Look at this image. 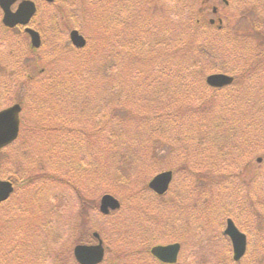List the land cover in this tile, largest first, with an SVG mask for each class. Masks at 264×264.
<instances>
[{
	"label": "rangeland",
	"instance_id": "1",
	"mask_svg": "<svg viewBox=\"0 0 264 264\" xmlns=\"http://www.w3.org/2000/svg\"><path fill=\"white\" fill-rule=\"evenodd\" d=\"M30 1L37 7L36 16L30 26L35 30L39 29L42 35L41 46L37 51L31 50L29 38L22 30H5L0 24V111L16 103L22 107L19 138L11 146L0 151V177L12 181L15 185L11 198L0 205V264H37V260H41L40 264H51L56 253H61L64 259L70 258L68 246L72 252L76 244H94L95 241L91 238L94 231L99 232L105 246H110L111 256L109 259L105 257L103 264H111L117 259L115 254L121 248L123 251L128 248L138 249L140 236L150 229L151 235L155 236L150 244L181 243L177 264H234L230 261L231 244L220 235L225 223L216 225L208 221V225L204 224L207 220L220 221L223 212L221 209L224 206L236 205L237 200L239 206L244 208L243 212L253 213L252 226L258 230L254 231V239L248 241L245 258L238 264H264V213L256 207L260 202L254 193H261L263 190H257L252 181L250 186L248 181L243 182L246 181V171L243 167L252 168V174L257 173L260 180V173L264 168V146L253 150V155L243 159V164L237 163L235 157L239 156V152L244 154L247 142L249 143L246 138L241 140L240 144L237 143L240 149L230 156L236 163L227 162L229 156L225 155L228 153L225 151L224 154L217 155L214 149L210 148L197 153L194 149H183L182 143L176 137L170 144L166 138L162 139L163 144L158 148L160 151L154 156L157 162L151 157L141 161L137 166L139 172L151 167L150 163H160L162 171L172 166L187 171V181L179 171L174 175L170 188L163 197H157L148 190L149 197L154 200L148 210L149 215L141 214L134 222L135 214H132L133 208L127 201L130 199V191L134 189V178L123 176L124 181L121 179L116 184L120 195L111 194L121 202L120 210L108 217H103L98 212L99 200L102 195L108 193V190H104L110 184L109 178L112 175L109 143L121 140L120 136L122 139L135 138L134 130L130 134L127 130L135 127L133 124L136 121L143 126L148 123L142 112L144 109L147 113L148 107L144 106V102L136 100L140 99L141 94L134 93L131 88H135L137 80L141 82V77H137L140 70L131 72L130 67H125L126 53L118 50L116 41L128 44L133 39L141 45L146 43L145 51L143 47L141 52L137 51L139 54L131 52L135 57L127 58L143 69L144 62L156 52L158 44L164 46L172 42L167 40L173 37L171 23L173 25L177 22L176 10L180 0H55L53 4L44 0ZM188 1H191L192 6L184 13H193L197 18L202 13L200 6L203 0ZM236 1V5L231 2L232 5L227 9H224L222 0H211L210 5L205 7L202 21L205 24V28L202 27L203 31L205 29V44L210 45L211 41L225 43L227 40L226 36L224 37L226 31L219 37L222 40H211L217 36L214 34L216 31L207 28L210 18L217 19L211 14V7L216 6L220 12L223 7L221 19L224 29L234 30L235 33L239 29L242 31L240 35L248 39V42L239 41L243 46L236 45V49L238 47L247 52L250 48L255 51L258 45L262 48L263 25V28H257V31L251 30L250 27H253L255 21L259 22L264 18V0ZM113 9L117 11L113 12ZM184 15H181V18ZM115 17H120L118 24L112 23ZM72 30L78 31L87 40L84 50L78 51L71 46L68 34ZM113 49L120 53L122 59L121 66L113 72L120 76L116 83L122 85L124 92L122 99L112 96L113 100L109 104L103 103L99 107L98 116L89 108V104L83 112L80 111V104L74 108L71 103L67 104L66 99L55 103L52 96L43 95V86L48 75L58 78V74H63L80 79L84 69L99 62L102 54ZM218 55L213 58L205 53V57L200 59L196 71L200 78L202 76L203 82L207 75L219 72L221 63L224 65L228 62L223 52ZM231 65L227 64L226 67L230 69ZM229 72L230 70L227 73ZM144 76L142 75L143 81L146 80ZM127 85L131 92H128ZM245 85L247 86L246 83ZM136 88H140V84ZM146 89L148 90L147 87ZM76 91L79 96L75 103L92 100L86 93H82L83 89ZM108 96L110 95L107 92L101 93V100H108ZM46 98L51 103L47 107L49 111L38 106V100L46 103ZM217 104L219 102H209L205 107L212 108ZM41 106L46 107L44 104ZM71 107L74 114L62 117L61 112ZM137 116L141 120H136ZM97 124L101 126L100 133L97 131ZM64 125L76 130V141L74 148L71 147L62 154L56 148L57 135L61 139H65V135H73L65 130L66 128H63V132L60 131ZM118 126L123 129L120 133L116 130ZM219 130L221 129L214 128L212 136H219ZM98 135L103 140L98 139ZM135 139L138 140V136ZM221 144L223 141H216L214 146ZM165 145L170 150L166 151ZM217 151L219 152L218 149ZM68 154L73 155L75 163L64 161L66 155L70 157ZM219 156H222L223 160H219ZM258 157L263 158L261 164L255 161ZM70 165L76 170L69 172ZM224 165L229 169L219 171L221 168L225 169ZM234 167L240 168L239 176L234 180H242V184L232 186L233 181L222 178L221 174L238 172ZM189 168L191 170H188ZM192 171L195 175H192ZM122 174L124 173H120ZM149 175L146 184L155 174ZM262 178L264 182V176ZM26 180H31V184H25ZM235 186L240 191L236 198L233 190ZM37 189L41 191L38 193ZM209 192L214 196L209 198ZM262 207L264 208V205ZM153 208L156 212L151 214ZM200 216L202 220L197 221ZM143 255L146 256V253ZM139 263L141 261L131 264ZM143 264L154 262L146 257Z\"/></svg>",
	"mask_w": 264,
	"mask_h": 264
},
{
	"label": "trees",
	"instance_id": "2",
	"mask_svg": "<svg viewBox=\"0 0 264 264\" xmlns=\"http://www.w3.org/2000/svg\"><path fill=\"white\" fill-rule=\"evenodd\" d=\"M231 2L235 5L237 4L236 0H230L228 6H230V4L232 5ZM189 6H192L191 1L180 0V2H178L176 10L178 13L177 22L173 25L171 23V35H173V37L171 36L172 38L170 37V39L167 40L172 42L164 46L161 45V43L158 44L156 52L144 62L143 69L127 58L132 56L135 57L136 55H133L131 52H141L143 47L145 51L147 46L144 41V43H142L143 45H141V43H135L133 39L128 42V44L122 41H116L115 44L116 47H119L118 50L121 49V51L126 53V60L124 62V64H126L125 67H128V69L130 67L131 72L140 70V72L137 73L139 74L137 77H141V82L136 79V83L138 84L134 85L135 88H131L132 90L134 89V93L141 94L139 95L140 99L136 100L144 102V106L148 107L147 113L144 112V109L142 110L144 117L148 119V123L143 126L139 121H136V123L133 124L136 126L131 128V130H127L129 134L134 130L133 137L137 138L138 136V140L135 138L122 139L120 136L121 140H114L109 143L111 147L109 162L112 166V172L110 174L112 175L109 178L110 184L104 191L108 190V193L119 196L120 192L116 188V184L120 182L123 176L130 179L134 178V189L130 191V199H127L130 206L133 208L132 214H135L134 222L139 215H147L150 206L154 202V200H151L149 197L146 184L148 176H150L149 174L154 175L163 170V168L159 166L160 163H150L151 167L143 169L141 172H139L137 166L141 164V161L144 162V160L149 157L154 158L155 154L160 151L158 148L163 144L162 139L166 138L170 144L172 139L176 137L180 140L179 142L182 143L183 149L185 147L192 151L194 149L197 153H201L205 149L210 148H213L217 155L228 152L225 154L229 156L227 162H235L230 156L234 154L238 148L240 149V141L246 138V140H249V143L247 142L245 153L242 154L239 152V156L235 157L237 163L241 164H243V159L249 157L248 155H253V150H256L260 146H264V45H261L263 46L262 48L258 45L255 51L253 48H250L251 50L247 52L238 47L236 49V45L243 46V44H239V41L242 42L244 40L248 42V39L240 35L242 34L241 30L235 29V33L234 30L228 31L224 29V26L220 30H215L216 32L214 34L218 37L215 36L217 38L213 37L211 40H222L219 37L222 36V31H226L224 37L226 36L225 38L227 40L225 43L220 42L218 44L217 42L211 41L210 45L208 43L205 44V36H203L205 34V29L203 31L201 27L204 25L202 21L205 15V7L201 4L200 10L202 13L195 18L193 13H184L188 11ZM223 7L221 15L224 13ZM227 7H224V9H227ZM114 11L117 10L113 9V12ZM181 15H184V17L181 18ZM223 16L225 15L223 14ZM119 20L120 17H115L112 23L118 24ZM248 23L251 24L250 21H248ZM257 24V21H255L252 25L253 27H250V29H259L260 27ZM207 28L210 27L207 26ZM261 35L264 42V32ZM241 37L243 39H241ZM166 39L167 36L164 37V40ZM222 52L227 56L228 62L224 65L221 63L218 71L227 73L230 70L229 73L234 76L235 80L230 87L211 89L202 81V76L200 78V75H197L196 70L199 68L198 63L202 57H205V53L213 58H217L219 56L218 54H222ZM119 55L120 53L115 49L106 51L102 54L99 62L90 64L86 70L84 69L83 73L79 76L80 79H77L78 77L76 76L66 77V75L64 76L63 74H58V78L55 75H48L43 86V95L46 97L52 96L55 103H58L62 99H66L67 104L68 102L71 103L74 108L75 105L80 104L81 107H78H80V111L83 110V112L87 109L86 105L89 104V108H92L98 116L100 113L99 107L103 103L109 104L113 100L112 96L121 97L122 99L124 92L123 87L121 88L122 85L116 83L120 76H118V73L113 72V70L121 66L122 59H120ZM227 64H232L230 69L226 67ZM142 75H145V81L142 80ZM139 84L140 88H136ZM129 85H127V89ZM254 85L256 86L254 87ZM257 86L259 87L257 88ZM119 87L121 90L118 89ZM234 88H236V90ZM77 89H83L82 93H86V96L91 97L92 100H88L89 103H87L88 101L86 103H75L77 102L76 98L79 96L76 91ZM127 89L125 91H127ZM114 91L118 94L114 93ZM103 92H107L110 95L108 96L109 99L106 101L101 100V93ZM45 101L46 103H44L43 100H38V106L40 109L49 111L47 107H49L51 103L47 98ZM209 102H219V104L214 107L212 106V108L205 107ZM42 104L46 105V107L43 108L41 106ZM149 112L150 116H148ZM66 114L69 116L74 114L72 107L68 110L66 109L65 112H61L62 117H67ZM136 120H141V118L137 116ZM96 126H98V124ZM100 127L99 125L97 129L98 133L101 131ZM63 128H66L65 130L70 131L73 135L69 137L65 134H61L65 135V139H61L57 135L56 138L58 142H56V148L60 150L62 154L63 151L66 152L69 148L73 147L76 141V130L74 128L70 129L64 125V127L60 129L61 132L64 131ZM214 128L221 129L218 131L219 136H212ZM116 130L120 133L123 129L118 126ZM98 139L103 140L99 135ZM216 141H223V144L214 146ZM224 143H226V145ZM165 147L166 151L170 150L167 145H165ZM68 155H70V157L66 155L64 161L66 163H75L72 159L73 155ZM184 158H186V156ZM218 159L221 160L222 156H219ZM154 161L157 162V159L154 158ZM166 169L171 170L175 174L180 171L181 174H184L185 181H187L185 177L187 171H183L175 166ZM75 170L76 168L74 166H69V172ZM188 170L191 169L189 168ZM120 173L124 174L120 175ZM192 175H195L194 171H192ZM236 176H239V174H230V177ZM122 181H124V179H122ZM25 184H31V180H26ZM41 189H37L36 192L39 193ZM210 196H214L212 192H210L209 198ZM224 209L225 208H222L221 210ZM155 212L156 209L154 208L150 211L151 214ZM204 216L206 217L205 213ZM201 220L202 217L200 221ZM154 239L155 236L151 235V229L144 232L139 238L138 249H128L124 252L121 248V251L115 254L117 257L116 261H113L111 264L136 263V261L143 258V254L147 252L148 243ZM68 250L70 258L64 259L61 253H56L51 264H76L69 246ZM227 262L230 261L227 260ZM35 263L40 264L41 260H37ZM253 264L257 263L253 262Z\"/></svg>",
	"mask_w": 264,
	"mask_h": 264
},
{
	"label": "water",
	"instance_id": "3",
	"mask_svg": "<svg viewBox=\"0 0 264 264\" xmlns=\"http://www.w3.org/2000/svg\"><path fill=\"white\" fill-rule=\"evenodd\" d=\"M46 1L52 2L53 0ZM16 2L17 0H0V9L3 13L2 23L8 28H13L17 25H28L36 11L34 3L29 0H24L18 5L17 10L13 12L11 8ZM25 31L30 36L32 47L38 48L40 45L39 34L30 28H26ZM70 40L76 48H83L86 44L84 38L79 35L77 31H72L70 33ZM232 80L233 79L227 75L216 74L208 76L206 83L211 87L220 88L230 85ZM20 110L21 108L19 105H14L0 112V149L9 145L16 139L19 130L18 114ZM171 177V172L161 173L150 181L149 188L161 195L168 189ZM12 191L13 188L11 183L0 181V203L7 200ZM117 208H119V203L113 197L109 195L102 197L100 206V211L102 213L107 214L109 209L115 210ZM224 233L232 242L233 259L234 261H238L245 252V237L239 233L231 221L227 222V228ZM95 237H97L96 234ZM178 251V245H171L167 247H155L151 250V253L162 262L175 263ZM73 253L79 264H99L103 257L101 242H99L97 246H76Z\"/></svg>",
	"mask_w": 264,
	"mask_h": 264
},
{
	"label": "flooded vegetation",
	"instance_id": "4",
	"mask_svg": "<svg viewBox=\"0 0 264 264\" xmlns=\"http://www.w3.org/2000/svg\"><path fill=\"white\" fill-rule=\"evenodd\" d=\"M39 34H40V37H42L40 31H39ZM262 169H264V168H262ZM243 170L246 171L244 173V176L246 178V181L249 180V184L252 181V183H253L252 185H254L255 188L258 186V184L264 183L262 179L258 180L257 173L252 174V170H253L252 168H249V169L248 168H243ZM254 193H255V196L257 197V192H254ZM245 212L247 213V211H245ZM227 219L228 218H226L224 220L225 223H226V220ZM244 219H246V222H244ZM235 220L237 221V224H235V225L236 226L238 225L237 227L240 229V231H242L241 230L242 228L245 229L246 231H248V230L253 231L254 229H256V227L255 226H252V224L249 222L248 216H239V221H238L237 217H235ZM224 226H225V224H224Z\"/></svg>",
	"mask_w": 264,
	"mask_h": 264
}]
</instances>
